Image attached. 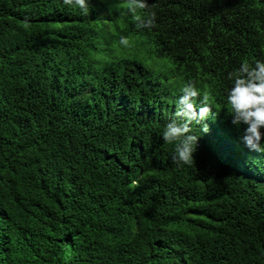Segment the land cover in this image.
<instances>
[{"label":"trees","instance_id":"obj_1","mask_svg":"<svg viewBox=\"0 0 264 264\" xmlns=\"http://www.w3.org/2000/svg\"><path fill=\"white\" fill-rule=\"evenodd\" d=\"M148 3L138 28L127 0H0V264H264V153L225 105L264 58V0ZM188 80L218 114L178 165L161 132Z\"/></svg>","mask_w":264,"mask_h":264},{"label":"clouds","instance_id":"obj_2","mask_svg":"<svg viewBox=\"0 0 264 264\" xmlns=\"http://www.w3.org/2000/svg\"><path fill=\"white\" fill-rule=\"evenodd\" d=\"M62 3L77 9L81 15H88L91 8V0H62ZM126 9L138 28L150 27L156 22L157 11L149 7L148 0H127ZM128 43L122 35L120 44L127 46ZM227 79L231 84L226 91L225 105L232 123L237 128L243 126L240 139L246 147L264 153V58L241 61L235 70L227 73ZM213 101L193 80L180 86L175 112L161 132L163 140L173 145L171 160L176 164L193 163L199 139L193 127L200 126L203 133L208 131L213 124L211 120L218 114Z\"/></svg>","mask_w":264,"mask_h":264},{"label":"rangeland","instance_id":"obj_3","mask_svg":"<svg viewBox=\"0 0 264 264\" xmlns=\"http://www.w3.org/2000/svg\"><path fill=\"white\" fill-rule=\"evenodd\" d=\"M120 28H123L122 22L120 23ZM121 36L122 35L116 34V36L113 38V46H114L113 56L120 55V56L131 57L133 55V51L139 48V46L135 43V38L131 37L130 35H126V36L123 35L129 42L127 46L120 44ZM95 58H97V54L95 55ZM105 59L106 57L104 58L103 56H101L102 62H104ZM145 60L147 62L148 67L154 70H159V68L160 69L170 68L168 67L167 64L168 61H165L163 58L158 60L154 56H146ZM157 62L158 64L156 65Z\"/></svg>","mask_w":264,"mask_h":264}]
</instances>
